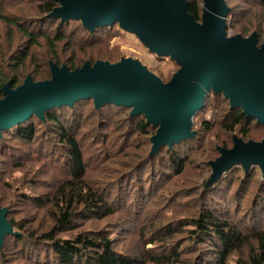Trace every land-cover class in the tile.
Returning a JSON list of instances; mask_svg holds the SVG:
<instances>
[{
	"label": "rangeland",
	"instance_id": "1",
	"mask_svg": "<svg viewBox=\"0 0 264 264\" xmlns=\"http://www.w3.org/2000/svg\"><path fill=\"white\" fill-rule=\"evenodd\" d=\"M41 2L0 0L3 15L7 18L4 20L0 17V63L6 65L9 60L14 61L11 58L18 47L27 43V34L15 25L14 20L26 18L30 21L25 24L27 27L34 20L29 19L35 16L31 10ZM227 4L231 8L226 17L228 35L247 36L253 31L252 27H258L264 13L255 2L227 0ZM24 10L28 17H25ZM112 28L96 48L79 47L77 60L82 63L88 59L89 62L106 60L113 63L121 57L135 58L163 82H167L177 70L178 65L173 60L149 52L134 34ZM258 32L261 40L264 31ZM40 42L38 48L32 49L33 55L46 52L43 40ZM95 53L100 56L91 55ZM30 63L22 71L33 70L31 57ZM14 70L15 67L8 65L4 73L12 76ZM220 95L209 94L204 102V110H199L193 118L195 135L186 139L190 143L185 152L188 163L183 170L179 174L168 171L167 177L164 176L152 187L148 185L141 193L138 192L141 187L138 171L148 156L150 142L146 144L142 134L127 126V121H122L130 108L123 107L124 110L118 113H108L107 108H104L100 118L93 110L91 99L79 106L77 110L82 114V123L76 138L86 166L85 177L95 190H109L111 195L108 202L113 205L114 199L116 205H113L114 214L102 219L92 217L87 211L76 215L73 229L60 232L58 237L74 238L77 234L95 239L109 237L116 252L134 257L138 264H213L211 258L215 252L212 247L202 241L203 237L189 232L194 228L189 223L198 217L201 208L208 207L210 202H219L217 208L229 207L230 216L235 220L255 213L252 211L255 206L261 216L255 227H264V205L262 202L254 204L258 197L264 200V177L258 166L250 167V173H247L248 170L246 172L241 165L236 164L224 173L215 186H203L211 173L208 162L220 155L217 147H232V134H236L225 132L218 123L223 108L228 106L227 101L219 99ZM205 123H208L209 128ZM38 127L37 134L44 126ZM250 129V138L243 137L245 141H260L264 138V124L253 123ZM6 137L4 147L0 145V200L3 206H10L8 218L23 226L19 230L40 235L51 226L48 217L50 204L40 205L34 202V198H50V193L63 174L67 176V161L57 146L51 149L44 142L40 149L38 146L43 139L38 138L36 144L26 146L16 140L12 132ZM54 142L61 145L60 142ZM36 149L43 151L37 153ZM141 149L146 151L145 155H137L136 152ZM18 150L21 154L17 159H9L10 152ZM3 254L0 264H33L31 260L19 257L11 247L3 250ZM240 258H246L245 251L239 254V251L231 250L226 264H237ZM49 262L53 263L52 259Z\"/></svg>",
	"mask_w": 264,
	"mask_h": 264
},
{
	"label": "water",
	"instance_id": "2",
	"mask_svg": "<svg viewBox=\"0 0 264 264\" xmlns=\"http://www.w3.org/2000/svg\"><path fill=\"white\" fill-rule=\"evenodd\" d=\"M50 17L77 20L92 31L118 24L134 34L151 53L169 57L177 70L167 82L138 59L121 57L117 62L85 61L69 69L50 63V78L34 81L28 74L16 87L2 85L1 131L55 106H72L91 99L96 109L104 105L130 108L131 116L143 115L155 128L149 138V155L162 146L171 147L193 138V117L212 92L221 93L230 109L264 124V39L257 45L256 32L244 37L228 35L225 0H202L201 20L189 11L187 0H54ZM219 157L209 161L211 173L204 187L216 183L232 166L247 172L258 166L264 177V138L244 141L232 136V147H217ZM0 206V249L6 235H17Z\"/></svg>",
	"mask_w": 264,
	"mask_h": 264
},
{
	"label": "trees",
	"instance_id": "3",
	"mask_svg": "<svg viewBox=\"0 0 264 264\" xmlns=\"http://www.w3.org/2000/svg\"><path fill=\"white\" fill-rule=\"evenodd\" d=\"M242 1L245 3L255 2L258 5L257 8H260L262 13H264V0ZM187 2L188 11L200 21L203 1L187 0ZM225 3L230 13L231 8L228 6L227 0H225ZM56 6L57 2L54 0H42L41 3L34 6L33 10H31V13H34L35 16L29 19L32 20L34 18L27 27L25 24L30 21H27L26 18L23 17L21 21H18V19L14 20L15 25L23 33L27 34L28 39H26V45L19 46L13 54L14 56L11 59L14 61L9 60L6 65L0 63V98L3 97L2 85L9 80L12 83L11 86L16 87L23 82L28 74L34 81L50 78V63L58 66L65 64L69 69L80 67L83 63L81 60H77L79 47L83 49L96 48L110 34L112 27L119 29L118 24L114 23L110 27L100 26L89 31L82 26L80 21L50 17L49 13ZM24 13L25 17H28L26 10H24ZM0 17L7 20L3 15L1 6ZM257 25L258 27H252L251 29L253 30L252 32L257 33V45H259L264 39L263 35L260 40L261 35L258 32L264 31V15L260 17V22ZM41 39L46 52L43 54L36 52L33 55L32 49L38 48V45L42 43L40 42ZM91 55L97 58L100 56V54L97 55L96 53ZM30 57L33 60L34 69L22 71V68L30 63ZM88 57L90 56L88 55ZM77 61H79L78 65ZM90 63L93 64L94 61H90ZM8 65L9 67H15V73L12 76L4 73V69L8 68ZM214 95L216 96V94ZM219 99L227 101L228 105L223 108V112L220 114L219 125L227 133L236 132V135H240L237 136L242 140H244L243 137L250 138V128L253 123L258 124L256 120L244 115L241 108L230 109L228 100L222 94ZM90 101L92 105L93 101ZM88 102L84 99L76 101L72 106H55L45 111L43 120L32 115L8 130L1 131L0 145L2 147L6 144V134H11V132L14 133L16 140L25 143L26 146L36 144L37 139L40 138L43 139L38 146L40 149L41 144L44 142L51 149L56 146L59 147L67 161L68 173L67 176L63 174L61 180L50 193V198L48 197L47 200L40 197L34 198V202L40 205L50 204L48 217L51 226H49V230L42 232L40 235L19 230L23 226L8 218L10 206L6 205L8 207L6 219L18 234H8L4 237L3 245L0 249V260L3 259V250H8V247H11L19 257L31 260L33 264H138L134 257L116 252L113 249V241L109 237L95 239L82 234H77L74 238L58 237L60 232L73 229L74 218L80 213L87 211L89 215L97 219L114 214L115 200L113 199L114 206L108 202L111 195L110 191L95 190L85 177L86 166L76 133L82 123V114H79L77 109L83 103L87 104ZM207 105L209 106V103ZM204 107L205 103L202 110H204ZM93 108L100 118L104 108H107L108 113H118L120 110H124L123 107L113 104L104 105L99 109H96L93 104ZM122 119L124 122L127 121V126L129 125L134 131L144 136L146 144L150 142L149 138L155 133V128L150 124H146L143 115H139V117L131 116L130 110H128V113ZM38 125H43L44 127L37 134ZM205 126L209 128L208 123H205ZM54 141L60 142L61 145ZM189 143L190 140H182L171 147L162 146L152 156L149 155L150 144L149 152L146 154L148 156L143 161V165L141 164L140 171H138L141 185L138 188V192L141 193V191H145L148 185L152 187L157 181L163 180L164 176L167 177L168 171H174L179 174L185 164L188 163L185 152ZM39 151L43 150H35L37 153ZM136 153H138L137 155H145L146 151L141 149V151ZM19 154H21L19 150L10 152L11 156L9 159H17ZM128 162L129 160H127ZM250 167L252 168V166ZM247 173H250L249 169ZM223 176L224 174L221 178ZM221 178L210 187L212 188L219 183ZM255 201V205L260 202L264 205V200L259 197ZM218 203L212 204L210 202L208 206L210 210L208 207L200 209L198 217L191 219V223H189V225L194 226V228L189 230L190 234L203 237L204 240L202 241L212 247V251L215 252L213 258H211L214 261L213 264H226V258L231 250H237L239 254L245 251L246 258H240L236 261L237 264H264V227H255V224L260 222L261 219L255 206L252 207V211H256L255 213H250L246 218L241 217L233 220L230 216V208L227 206L217 208ZM226 204H228L227 201ZM0 206L4 207L1 200ZM164 257L167 258V256ZM50 259H52L53 263L49 262Z\"/></svg>",
	"mask_w": 264,
	"mask_h": 264
},
{
	"label": "bare ground",
	"instance_id": "4",
	"mask_svg": "<svg viewBox=\"0 0 264 264\" xmlns=\"http://www.w3.org/2000/svg\"><path fill=\"white\" fill-rule=\"evenodd\" d=\"M194 118V117H193Z\"/></svg>",
	"mask_w": 264,
	"mask_h": 264
}]
</instances>
